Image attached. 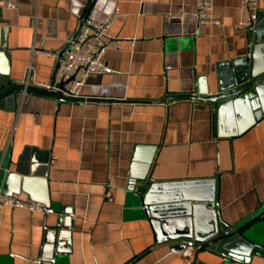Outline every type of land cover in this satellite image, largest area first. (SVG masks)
<instances>
[{
	"label": "crops",
	"instance_id": "crops-1",
	"mask_svg": "<svg viewBox=\"0 0 264 264\" xmlns=\"http://www.w3.org/2000/svg\"><path fill=\"white\" fill-rule=\"evenodd\" d=\"M16 1L14 9L0 1V28L11 80L24 84L31 64L30 86L50 84L57 55L85 15L100 23L116 13L104 53L112 73L89 78L82 102L21 91L13 109L0 110V167L18 189L11 196L32 201L19 177L44 179L51 210L69 219L55 264H184L167 246L153 248L155 233L128 189L130 176L162 184L217 176L227 225L264 205V118L239 136L217 138L210 106L189 98L203 86L213 94L221 65L246 55L248 33L236 28L246 17L240 0H212L220 29L197 24L196 0ZM257 9L264 13L263 0ZM55 218L2 209L0 264H41L44 227ZM244 231L264 245V222ZM193 260L226 264L205 251L194 250Z\"/></svg>",
	"mask_w": 264,
	"mask_h": 264
},
{
	"label": "water",
	"instance_id": "water-1",
	"mask_svg": "<svg viewBox=\"0 0 264 264\" xmlns=\"http://www.w3.org/2000/svg\"><path fill=\"white\" fill-rule=\"evenodd\" d=\"M85 18L86 15L80 25ZM246 31L249 42L246 55L221 65L216 91L209 94L203 86L189 97L210 106L217 138L239 136L264 118V13L257 15L256 23ZM4 34L5 29L0 28V110L13 109L15 95L21 91L53 97L60 103L83 101L82 98L64 97L62 93L78 71L57 90L52 88L53 81L49 89H43L11 80ZM67 48L66 45L57 55L55 71ZM12 177L2 165L0 196L17 193L16 184H11ZM217 180V176L205 180L210 186L207 189L204 187L206 182L162 184L148 176L138 179L130 176L128 189L138 193L144 215L155 233L153 248L167 246L173 253H181L187 248L205 251L226 264H251L253 257L264 258V245L251 242L244 231L253 222H264V205L242 222L225 224L219 212ZM19 189L27 193L29 200L42 204L45 214L56 217L52 226L44 227L39 255L43 260L41 264H55V258L62 253L59 240L68 236L69 219L66 214L51 210L44 179L19 177Z\"/></svg>",
	"mask_w": 264,
	"mask_h": 264
},
{
	"label": "built area",
	"instance_id": "built-area-1",
	"mask_svg": "<svg viewBox=\"0 0 264 264\" xmlns=\"http://www.w3.org/2000/svg\"><path fill=\"white\" fill-rule=\"evenodd\" d=\"M0 1H5L7 9L16 8V0ZM258 1L240 0L241 7L246 12V17L236 26L237 29L247 30L256 23ZM193 15L199 26L207 25L217 29L222 26L220 19L213 14L212 0H196V9ZM115 18L116 13L107 16L100 23L87 21H84L81 25L79 23L76 32L65 44L68 48L53 75V89L57 90L60 84L68 81L78 71L75 78L65 87L62 93L64 97L82 98L80 95L81 90L89 78L112 73L104 61V53L109 39L108 32ZM114 47L118 48V44H115ZM32 71V65L29 64L26 67L27 80L24 82L25 86H29L28 80ZM34 86L43 89L50 88V84H34ZM6 207L25 209L30 212H42L44 208L40 203L20 201L12 196H0V211ZM193 251V249L187 248L180 253L184 259V264H193Z\"/></svg>",
	"mask_w": 264,
	"mask_h": 264
}]
</instances>
